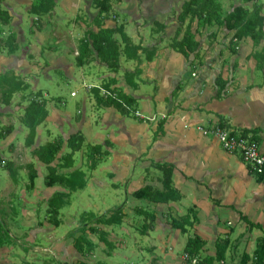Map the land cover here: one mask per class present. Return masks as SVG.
<instances>
[{
    "label": "crops",
    "instance_id": "1",
    "mask_svg": "<svg viewBox=\"0 0 264 264\" xmlns=\"http://www.w3.org/2000/svg\"><path fill=\"white\" fill-rule=\"evenodd\" d=\"M34 1L0 0V10L6 11L10 18L14 11L26 12ZM163 1L166 16L162 21L151 16L154 5H162L161 0H113L110 14L103 22L106 28L123 24L131 42L141 45L148 54H152L150 61L145 59V53L139 52V62L121 56L118 71L115 73L95 60L77 67L76 33L78 41L86 31L96 30L93 21L97 10L93 7L92 0H55L54 15L51 17L54 24L47 30L31 28L27 31L23 22L21 28L11 30V25L6 24L7 36H15L16 47L14 53L8 55V59H14L17 52L25 59L22 60V67L9 70L14 71L27 85L31 72L26 58L33 49L42 51L45 42L51 40L53 45L46 46L48 64L44 67L40 65L45 78L51 79L48 74L50 70L57 71L67 79H73L77 71L74 66L81 69L86 67L81 71L83 77L92 76L100 71L96 68L104 67L106 70L98 76V82L89 86L100 87V84L114 77L116 84L111 88L115 87L137 100L136 111L145 118L143 122H139V117L135 115L123 116L113 107L95 105V108L104 111L100 122L106 131L105 135L99 136L101 143L95 144H101L109 151L108 156L103 159H118V164L115 165L118 173H110L113 174V180L124 181L130 174V181L126 184V189L124 187L127 201L121 204L124 214L121 222L113 225H89L106 233L104 236L111 248L115 244L122 245L120 234L127 235L137 231L146 236L151 233L156 235V244H145L142 247L135 245L133 250L138 251L142 258L139 262L130 264H151L153 260H156L157 264H183V249L188 237L192 236L200 237L205 243L197 256L198 259L214 256L218 239H227L231 245H248L243 252L251 254L256 240L264 233V181L259 182L257 177L248 171L238 154L224 151L216 139L203 136L199 129L223 123L226 128L250 135L251 138L252 132L255 131L256 143L264 152V28L257 45L247 37L238 42L235 52H232L228 45L232 32L216 27L200 29V34L197 33L195 37L199 44L195 55H190L187 59L171 46L179 26L177 16L185 0ZM7 2H11L13 8L7 6ZM221 3L225 12L239 5L251 10L254 4H259L262 6L261 15L264 17V0H221ZM147 5H150L149 9ZM11 19L10 21H13ZM75 21H80L82 25ZM156 23L164 24V28H158ZM55 24L58 25L55 27ZM75 25L79 31H75ZM183 30L184 26L180 29L177 40L181 39ZM5 34L3 32V35ZM136 69H139V72L136 73ZM219 76L226 81L220 99L215 98V81ZM145 85L152 86V91L143 95L144 99L152 103V108L147 103L144 106L146 115L139 108V96L132 94L133 91L142 90ZM91 89H86L87 100H91ZM176 89L178 90L175 92ZM42 97L48 98L43 93ZM52 99L54 98L49 101ZM77 108L75 121L81 128L86 122L84 106L80 103ZM160 120H165L163 133L152 142ZM50 121L52 120L49 114L44 122ZM45 131L50 134L49 130ZM68 136L61 137L66 140ZM107 142H110V147H106ZM62 151H66L65 147ZM155 162L174 166L172 184L180 193L181 199L166 204H154L135 198L137 201L128 204L132 192L140 187L149 185L157 189L162 188L161 172L153 166ZM56 192H63L65 196L68 194L62 187ZM49 200L50 198L48 202ZM136 209L153 212L155 220H146ZM189 209L196 214L197 222L188 228L186 233L173 229L167 223V219L180 218L187 214ZM130 213L133 216L131 215L132 220L128 224L126 220ZM242 217L258 227L249 229ZM135 218L143 221L141 226H136ZM58 221L60 225V219ZM145 224L150 226L144 231ZM108 227L117 228L118 235L112 234ZM86 238L91 247L100 248V245H104L101 242L95 243L90 237ZM72 248L75 251V248ZM229 251L230 248L227 252ZM144 253H147V257H143ZM225 261L228 262L227 256ZM225 261L220 264L226 263ZM58 262L70 264L67 261ZM83 264L91 262L86 260Z\"/></svg>",
    "mask_w": 264,
    "mask_h": 264
},
{
    "label": "rangeland",
    "instance_id": "2",
    "mask_svg": "<svg viewBox=\"0 0 264 264\" xmlns=\"http://www.w3.org/2000/svg\"><path fill=\"white\" fill-rule=\"evenodd\" d=\"M149 1L153 2V0ZM161 2L162 5L161 3L154 5L151 13L152 18L160 21L166 16L165 6H163L164 1L161 0ZM6 5L12 7L11 2H7ZM147 8L149 9L150 5H147ZM17 11H14L12 17L9 18L8 23L11 25V30L21 28L22 22L27 31L31 28H44V30H47L54 24L47 15L35 16L31 14L29 7L26 12ZM2 13L4 12L0 10L1 73L11 71L9 68L22 67L21 63L24 59L20 52L14 55V59H8V46L3 42L9 36H7L6 25L3 23L4 15ZM10 19L13 21H10ZM75 22L82 25L80 21ZM56 25L58 24H55V27ZM77 28L75 25V31H79ZM131 31L130 29L132 34ZM200 31L199 29L198 34H200ZM3 32L6 34L3 35ZM80 32L82 35L83 29ZM76 37H78L77 33L75 42H78L79 40L77 41ZM47 45H53L52 41L47 40L42 51L33 49L30 56L26 58L31 72L29 74L31 78L27 80L28 87L15 93L9 105L2 104L0 92V133L4 134L8 127L13 129L10 134L0 137V264H61L58 262L59 260L67 261L70 264H83V261L86 260L90 261L91 264H130L139 262L142 256L133 248H135V245L142 247L145 244H156V235L154 236L151 233L146 236L141 232L133 231L127 235H119V238L122 239L121 246L115 244L111 248V245L104 244L100 245V248L97 246L90 249L86 242H82L83 253L79 254L75 249L73 251V244L77 237H81V235H86L95 243L101 244L98 239L99 233L92 234L89 231L86 232V230L89 225L95 224L97 217L108 216L121 204L126 203L127 196H125L124 190L126 184L130 181V174L128 175L129 178L124 181L113 180L111 175L118 173L115 169L118 159H102L95 169L88 167L87 149L90 145L101 143L99 136L105 135L106 131L103 123L100 122L104 111L95 108L96 104H94L92 96L91 100H87L86 89L89 87L90 90L89 85L98 82V76H101L102 71L104 72L106 69L104 67L96 68L100 71L92 76L83 77L81 71L86 67L81 69L74 66L77 71L73 79H67L55 70H50L48 73L51 79L45 78L40 65L44 67L45 64H48L46 58ZM228 45L230 44L228 43ZM12 72L14 73V71ZM24 84L26 83L24 82ZM151 91L152 86L145 85L142 90L133 91L134 93H132L139 96V108L144 113L146 103L152 108L151 101L144 99V96ZM41 92L43 95L48 96V98H45L48 101L47 108L52 121L44 122L38 127L34 146L30 148L24 143L28 128L22 124V118L25 107L30 101L37 100L38 96L41 97ZM51 98L54 99L49 101ZM80 103L84 106L86 121L84 127L81 128L75 121L78 115L77 105ZM45 129L49 130L50 134H47ZM77 130L82 132L85 142L83 148L74 154L76 163L74 167L85 173L86 184L84 188L69 191L60 184L46 187L44 184V177L47 175L46 166L31 155V150L36 146L50 142L58 136L65 138ZM8 161L18 167L16 181L11 179L8 170L4 166ZM56 163L57 160L54 165ZM28 164H35L34 167L37 172L33 185L30 184L28 178L30 172L27 167ZM158 173L160 175V172ZM115 183L117 184L115 185ZM61 187L66 189L68 194L64 196V203L56 215L61 224L55 227L51 222L53 215L50 212L48 199ZM128 200V204L137 201L133 197ZM126 210L129 209L126 208ZM131 215L133 216L132 213L128 214L126 220L128 224L131 223ZM142 223L141 219L135 218L136 226H141ZM108 228L116 236L117 228ZM247 246L245 244H232L226 255L228 262L225 261L224 264H238L241 253L247 249ZM108 252L110 254H107ZM146 254L144 253L143 257H147ZM184 255L182 254L183 259H181V262L183 264H193L185 259Z\"/></svg>",
    "mask_w": 264,
    "mask_h": 264
},
{
    "label": "trees",
    "instance_id": "3",
    "mask_svg": "<svg viewBox=\"0 0 264 264\" xmlns=\"http://www.w3.org/2000/svg\"><path fill=\"white\" fill-rule=\"evenodd\" d=\"M112 1L113 0H92V5L97 10L93 21L96 30L86 31L83 37L79 39L77 45L78 52L75 58L76 66L82 67L95 60L106 65L111 72L115 73L118 71L121 56H124L127 60H137L139 62V52H142L146 54V60L150 61L152 59V54H148L145 48L131 42L124 31L123 24L115 25L113 28L104 27L103 22L110 14ZM55 6V0H35L31 4L29 12L35 16L47 15L51 18L54 15ZM261 10V5L254 4L251 10L247 9L244 5H239L225 12L221 0H185L177 16L179 26L176 31V38L172 41L171 46L175 51L188 59L190 55H195L198 48L199 44L195 40L198 30L204 29L205 27L225 28L228 32H232L233 34L229 41L230 50L232 52H235L238 42L247 37L252 40L254 45H257L262 38L264 28V17L261 15ZM2 12H4L2 13V15H4L3 23L6 25L9 22V16L6 11ZM156 26L160 29L164 28V24L156 23ZM183 26V35L180 40H177V36ZM212 35L214 37L216 36L214 32ZM3 43L8 46L7 55L14 53L16 48L14 35L9 36ZM135 72H139V69H136ZM115 84L116 79L111 77L100 87L114 91L117 95V100L102 96L100 94V87H92L91 94L95 104L100 107H113L123 116H134L137 100L117 90L115 87L111 88V86ZM215 85L217 89L215 98L220 99L225 90L226 81L219 76L215 81ZM25 88H27V85L24 84L18 76L14 75L12 71L0 73L2 104L9 105L13 95L19 91H23ZM178 89H176L175 92ZM47 102V99L38 96L37 100L30 101L25 107L22 124L28 128L27 136L24 141L27 147L31 148L34 146L38 127L44 123L49 115ZM138 120L139 122L144 121L142 118H138ZM164 122L165 120H160L158 122L152 142L156 140L157 136L163 133L162 127ZM219 125L225 127L223 123ZM12 130V127L6 128L4 134L0 133V137L10 134ZM252 134V139L256 142L257 138L254 136L255 131H253ZM84 142L85 138L82 132L76 131L71 133L66 140L58 136L55 140L47 142L44 145L36 146L31 150V155L46 166L47 175L44 177V184L46 187H53L56 184H60L69 191L84 188L86 184L85 173L80 169H73L75 164L74 154L83 148ZM106 144V147L111 146L110 142ZM64 147L68 149V151L63 152L62 149ZM108 154L109 151L103 145H90L86 155L89 163L88 167L90 169H95L98 163L103 158L107 157ZM56 160L57 163L54 165ZM4 166L8 170L11 179L16 181L18 167L9 161ZM153 166L161 172L162 188L157 189L145 185L133 191L131 194L132 197L138 200H146L154 204H166L179 201L181 199L180 193L172 184L174 166L172 164L158 162L153 163ZM27 167L30 169L28 175L29 182L33 185L37 177V172L34 165L28 164ZM257 180L259 182L263 181L261 178H257ZM64 196L65 193L56 192L48 202L50 212L53 215L51 222L55 227L59 226L56 215L64 203ZM138 210L136 209V212L138 211V214L143 215L146 220L150 222L155 220V214L153 212ZM123 216L122 206H120L108 216L97 217L94 223L95 226L119 224ZM242 219L247 223L249 229L255 226L258 227V225L251 223L247 218L242 217ZM196 222V214L193 213L191 209L180 218L172 217L171 219H167V223L173 229L179 230L181 233H186L187 229ZM95 226H90L87 230L92 234L99 233V241L110 246V243L104 236L106 233L100 231V229ZM148 226L146 224L143 225L144 231L147 230ZM82 242H86L90 249L92 246L84 235L77 237L73 246L80 254L83 253ZM204 245L205 243L200 237H188L183 251L189 258L195 257L201 253ZM230 246L229 240L218 239L215 243L214 256H206L202 259H198L196 264H216L224 262L226 259V252ZM151 264H157V261L153 260ZM238 264H264V233L256 240L255 248L251 254L245 252L241 254Z\"/></svg>",
    "mask_w": 264,
    "mask_h": 264
},
{
    "label": "built area",
    "instance_id": "4",
    "mask_svg": "<svg viewBox=\"0 0 264 264\" xmlns=\"http://www.w3.org/2000/svg\"><path fill=\"white\" fill-rule=\"evenodd\" d=\"M100 94L106 98L118 99L114 91L106 90L101 87ZM134 115L145 119L138 111H136ZM199 130L203 136L216 139L224 151L238 154L242 162L247 166L248 171L253 176L261 178L264 181V152L259 149L257 143L250 135L236 132L229 128L222 127L219 124L203 126L200 127ZM184 258L193 264H196L198 261L197 256L189 258L185 254Z\"/></svg>",
    "mask_w": 264,
    "mask_h": 264
}]
</instances>
